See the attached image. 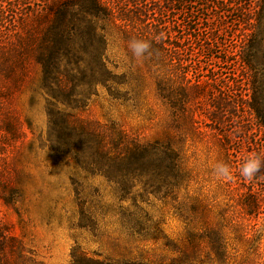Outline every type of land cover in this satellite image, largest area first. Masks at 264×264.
Returning a JSON list of instances; mask_svg holds the SVG:
<instances>
[{
  "label": "rangeland",
  "instance_id": "374dc122",
  "mask_svg": "<svg viewBox=\"0 0 264 264\" xmlns=\"http://www.w3.org/2000/svg\"><path fill=\"white\" fill-rule=\"evenodd\" d=\"M174 1L150 0L147 22L105 24L117 76L74 113L84 129L68 131L64 151L48 135L40 87L46 6L26 0L20 19L14 11L0 19V264H264V200L253 214L243 204L246 193L264 199V181L243 189L239 169L229 167L230 179L214 174L217 162L229 164L230 147L264 148L251 142L246 104L214 102L244 73L236 53L255 0H187L170 10ZM152 29L167 44L133 57L128 42ZM166 143L179 154L173 169L140 154Z\"/></svg>",
  "mask_w": 264,
  "mask_h": 264
},
{
  "label": "trees",
  "instance_id": "16d2710c",
  "mask_svg": "<svg viewBox=\"0 0 264 264\" xmlns=\"http://www.w3.org/2000/svg\"><path fill=\"white\" fill-rule=\"evenodd\" d=\"M25 1L16 0L17 6V4H11L10 1L5 0L4 9L6 10L0 11V19L7 18L8 11H14L16 13V17H14L20 19L19 14L22 13L20 8L26 3ZM39 1L43 6H46L45 18H47V27L42 34L37 52V60L41 66L40 87L47 97L48 135L55 148L64 151L66 145L63 140H68V136L71 135L68 131L76 132L79 129H84L72 120L74 113L85 110L92 97L98 95L100 87L109 86L117 76L108 61V35L105 24L112 19L120 18L135 22V20H142L143 17L148 16V19L145 20L147 22L150 19L148 15V11L151 9L148 4L150 0H136L138 6L132 5L131 9H128L129 13L123 12L120 8L123 0ZM1 2L4 1L1 0ZM181 2L188 3L187 0H175L169 3V6H172L170 10H179L177 6ZM228 4L227 1L216 3L219 9H224L225 15L231 12L228 9L230 7ZM234 5L237 9L241 6L239 3H234ZM14 8L17 10L15 11ZM26 9H32V7H26ZM159 13L160 11L156 10L154 14H151L154 15L151 21L157 20L154 23L157 27L161 24ZM243 20L247 26L245 28L247 33H243L236 54L244 73L240 78L234 77L233 79L236 80L233 82L227 81L224 90H221L224 99H221L220 102L214 99V102L215 104H224V108L231 104H238V107L246 104L253 115L256 126L254 134L256 138L254 137L255 141L252 139L251 142L258 146H264V0H255V10L248 12ZM11 22L13 26H16L15 21ZM144 24L147 25V23ZM160 32L159 29H152V31L144 33V40L151 43L150 50L162 49L165 43L167 44ZM174 45L180 47L179 43H174ZM217 58L222 63L228 62L225 57ZM241 90L245 94H242L240 98L236 92ZM246 94L248 95L247 99L244 98ZM228 108L230 109V107ZM244 134L249 136L250 129L245 128ZM223 135L230 145V135L226 132ZM230 150L231 157L228 166L234 170L233 172H236L237 169L240 171L243 153L236 148L230 147ZM140 154H143L146 159L157 158L163 169L168 167L173 169L179 158L178 152L169 143L159 148L157 154L149 147L145 151H141ZM154 155L156 156L154 157ZM249 155H259L264 158V148H260L254 153L250 151L248 155L245 153L243 157ZM236 179L241 181L239 183L243 189H256L255 185L252 187L249 180L240 174ZM255 179L256 177L252 179V183L256 182ZM257 179V182L264 181V167L257 174ZM261 194H245L243 204L249 214L259 210L264 200ZM75 260V264H78L79 260L78 262L77 259ZM129 264L136 263L129 262Z\"/></svg>",
  "mask_w": 264,
  "mask_h": 264
},
{
  "label": "clouds",
  "instance_id": "9594fccd",
  "mask_svg": "<svg viewBox=\"0 0 264 264\" xmlns=\"http://www.w3.org/2000/svg\"><path fill=\"white\" fill-rule=\"evenodd\" d=\"M163 34H161V37ZM151 43L144 39H132L128 42V49L135 58H142L146 54L150 53ZM264 167V158L259 155H249L243 158V162L240 166V175L245 179L251 181L260 172L261 168ZM214 174L217 178L230 179L231 170L228 165L217 162L214 166Z\"/></svg>",
  "mask_w": 264,
  "mask_h": 264
}]
</instances>
